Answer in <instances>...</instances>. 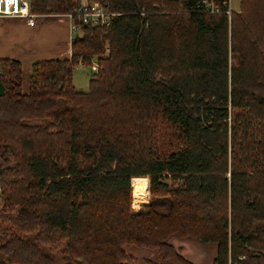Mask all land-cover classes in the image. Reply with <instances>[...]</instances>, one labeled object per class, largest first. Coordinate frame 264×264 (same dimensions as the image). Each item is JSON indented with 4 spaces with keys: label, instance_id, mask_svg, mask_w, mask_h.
I'll list each match as a JSON object with an SVG mask.
<instances>
[{
    "label": "trees",
    "instance_id": "obj_1",
    "mask_svg": "<svg viewBox=\"0 0 264 264\" xmlns=\"http://www.w3.org/2000/svg\"><path fill=\"white\" fill-rule=\"evenodd\" d=\"M91 1L118 14L110 28L79 22L71 57L33 62L27 93L20 62L0 58V157L15 160L0 169V264H132L124 244L158 250L154 264H200L171 237L213 245L211 264H264V0L230 20L195 13L196 0ZM94 57L79 92L73 69ZM158 121L175 130L167 153L154 150ZM145 177L147 210L133 212Z\"/></svg>",
    "mask_w": 264,
    "mask_h": 264
},
{
    "label": "crops",
    "instance_id": "obj_2",
    "mask_svg": "<svg viewBox=\"0 0 264 264\" xmlns=\"http://www.w3.org/2000/svg\"><path fill=\"white\" fill-rule=\"evenodd\" d=\"M32 22L29 25L23 17H0V58L20 62L22 93L28 91L33 62L71 57L72 35L67 17L33 15Z\"/></svg>",
    "mask_w": 264,
    "mask_h": 264
},
{
    "label": "rangeland",
    "instance_id": "obj_3",
    "mask_svg": "<svg viewBox=\"0 0 264 264\" xmlns=\"http://www.w3.org/2000/svg\"><path fill=\"white\" fill-rule=\"evenodd\" d=\"M242 0H231L232 3V9L234 12H239V5ZM106 50L103 55H106ZM95 62V57L93 58L91 65H81L77 64L72 72V82L75 88L79 92H87L89 88V80L93 74V66ZM155 125L158 126V140L154 144V150H157L161 153H167L171 149L175 148V146L178 145V142L175 138V130L171 128L168 124L161 123V122H155ZM15 164L14 160V152L11 150L8 153L7 159H4L3 157H0V169H4L7 167H11ZM147 178V177H145ZM148 179V178H147ZM138 179L135 181L133 189L136 195L133 193L134 199L141 203L145 197L148 195V199L146 201V206L144 207H134L132 205L131 200V209L133 212H141L147 210V205L149 202V194L148 192V185H149V179ZM164 182H167L170 185H176L179 183V179H173L172 177H167L163 179ZM144 194H147L146 196H143ZM131 196H132V182H131ZM3 204V200L1 198V190H0V207ZM17 211V207H7L3 212L5 214H15ZM2 230H0V237L2 236ZM177 243H179L177 241ZM198 253H194V255H190L189 257L193 259L194 261H197L200 264H211V261L214 257V251L215 248L213 245H204L202 243H198ZM123 249L125 254L131 258L132 264H154L160 261L161 254L158 250L146 246H138L135 244H124ZM193 249L189 248V252H193ZM54 255L56 258H60L58 252H54Z\"/></svg>",
    "mask_w": 264,
    "mask_h": 264
},
{
    "label": "built area",
    "instance_id": "obj_4",
    "mask_svg": "<svg viewBox=\"0 0 264 264\" xmlns=\"http://www.w3.org/2000/svg\"><path fill=\"white\" fill-rule=\"evenodd\" d=\"M76 3V12L64 15L70 23V32L72 40L82 34L79 22L108 30L113 19L118 14L109 10L105 3L91 0H74ZM193 11L200 15H225L228 20L234 10L232 9L231 0H196L193 5ZM33 15L30 11L29 0H0V17H23L26 18L29 25H32ZM108 50L106 49V53ZM78 64H83L78 60ZM93 73L97 72L98 65L95 60Z\"/></svg>",
    "mask_w": 264,
    "mask_h": 264
},
{
    "label": "water",
    "instance_id": "obj_5",
    "mask_svg": "<svg viewBox=\"0 0 264 264\" xmlns=\"http://www.w3.org/2000/svg\"><path fill=\"white\" fill-rule=\"evenodd\" d=\"M177 241L179 243H177ZM169 242L176 248V250L183 256L185 257L186 259L192 261V262H196L198 263L197 261H194L193 259H191L189 256L191 255H194V253H198V249L199 247L198 246V243L200 242H197L195 240H192V239H188V238H178V237H171L169 239ZM204 245H209V244H204ZM189 248L193 249L192 251L193 252H189Z\"/></svg>",
    "mask_w": 264,
    "mask_h": 264
}]
</instances>
